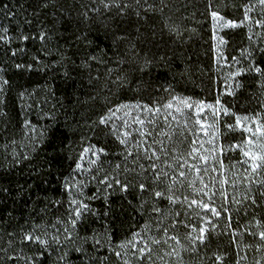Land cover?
Listing matches in <instances>:
<instances>
[{"label":"snow or ice","instance_id":"6c2138e0","mask_svg":"<svg viewBox=\"0 0 264 264\" xmlns=\"http://www.w3.org/2000/svg\"><path fill=\"white\" fill-rule=\"evenodd\" d=\"M50 5L57 6L55 0H41L40 7L47 8ZM58 7V19L64 21L65 31L75 29L70 37L74 41L90 43L94 31L103 29L105 35H108L112 29L119 26L117 21H131L133 16L139 25L135 28V39L130 38L127 33H113L117 47L110 64L114 66L105 65L103 75L98 68L95 74L90 71L96 65H104V58L95 53H86L82 61L73 60L71 68L64 65L63 61L46 63L41 55L34 54L29 57L27 48L30 40H38L44 46L40 49L43 55H52L50 51L44 50L47 41L51 39V33L42 22V17L39 20L33 19L39 17V11L34 9L33 18H29L20 0L14 4L0 3V15L8 21L5 24L0 20V50L6 56L4 64L0 65V117L8 116L2 106L7 103V89L12 84V76L24 77L61 66L64 68L65 77H68L77 68L89 69L88 84L91 91L86 99H78V102L88 105L90 110H99L98 119L90 120L89 127L97 136H106L109 132L115 134L120 150L114 155L121 159L114 165L109 163L112 171H108L100 163L101 155H109L108 150L89 143L78 154L70 177L63 180L62 188L63 194L67 196L66 200L62 198L63 194H60L61 198L46 197L43 207H32L28 218H25L23 211L18 213L15 209H7L0 214V264H48L49 261L51 264H74L73 254L81 260V264H106L109 255H115L122 264H131L129 253L141 264H156L157 261L159 264H186L183 256L185 252L190 257H199L203 248L204 255L208 254L212 235L221 228L219 221L222 212L227 213L224 229H230V232L224 234L230 236L234 246L237 257L235 264L248 260L246 253L249 250L260 254L258 257L253 256L249 264H264V216L260 215V211L264 210V112L239 115L233 106L222 104L219 98L214 103H206L193 101L191 97L172 96L171 100L159 107L151 105L156 93L161 90L169 91L158 86L154 69L161 66L170 67L175 63L179 51L176 47H171V40L178 39L182 42L183 33L189 31L186 26L182 29L175 23L163 25L159 32L155 27L149 31H141L144 25L140 22H147L150 19L149 13L159 11L161 15L164 14L165 9L169 8L167 0H90L89 4L81 3L79 8L75 5ZM223 7L224 11L221 10L220 3L214 0H205L202 5L201 15L211 18L213 40H217L221 46H227L233 37L225 30L230 32L246 27L249 41L247 48L241 49L246 60L245 66L229 72L233 84L229 85L232 90L227 94L236 96L237 92L245 88L242 78L250 74L255 78L254 83L259 92L257 103L264 108V31L253 30H264V0H242L239 7L234 0L231 4L223 0ZM229 7L241 11L242 19L229 17L226 14ZM257 9L259 12L254 17L252 13ZM21 15L22 21L18 20ZM34 22L39 25L38 33L27 32L21 27V24L30 26ZM165 28L169 40L164 39ZM218 31L224 34L217 35ZM157 36L160 38L157 39ZM121 41L124 42L123 45ZM215 50L217 63L221 59L228 61L226 47H218ZM257 52L260 53L259 60L256 57ZM60 55L68 59L63 53ZM231 60L235 64L241 62L235 55H232ZM229 67L231 68V65ZM10 71L12 76L8 75ZM129 91L147 96L148 102L115 104L111 99ZM20 96L23 98L24 92H21ZM156 102L160 104L159 100ZM162 109L165 110L164 127L169 130L157 132L156 128L160 127L158 121L151 117L146 120L139 112L142 110L154 115ZM122 110L124 117L131 118L133 125L140 126L139 129L133 128V131H138L139 139L131 140L132 131L127 130L130 127L128 119H123L124 131L113 122V117L121 119L117 113ZM133 112L137 115L133 116ZM173 122L175 127H172ZM146 123L152 127L145 128ZM23 127L27 139L32 140V134H36L32 143V150L35 151L36 145L42 144L46 138L47 129L37 132L30 120H25ZM237 130L241 133L239 139L230 135ZM188 132L193 136L202 133L203 138L198 146L197 141L192 140L189 149H182L181 142L173 138L177 135L184 137ZM58 138L59 150H73L72 144L68 143L63 133H60ZM11 145V150L8 144L4 146L5 159L8 160L6 171H11L12 167L18 166L21 161L30 159L29 153H18L15 150V140L11 141ZM225 145L228 151L239 150L243 157L237 159L242 173L239 177L234 174L231 182L233 195L230 201L225 190L229 179L226 175H221L227 171L222 159ZM89 153L95 159H89V167L85 169L80 161ZM76 173L84 179L78 180ZM237 179L241 185L239 190ZM92 182H96V193L88 196L85 189ZM133 191L139 197L137 204L128 199ZM101 192L105 204L103 211L93 208L88 202L100 198ZM113 193L122 194L123 199H128L129 206L141 215H147L152 221L145 223L140 231L132 233L131 239L115 246L109 231L114 219L113 201L109 199ZM0 196L7 202L8 198L13 196L11 187L0 183ZM164 202L167 204L162 207ZM229 203L237 206L238 215L248 217L247 223L243 225L244 232L240 235L246 234L252 238V242L243 244L246 250L244 255H241L239 250L243 242L237 239L241 224L236 221L235 227L233 226ZM123 210L121 205V212ZM33 214L38 216L39 220L35 219ZM18 216L21 219L18 220ZM181 216L183 219H180ZM169 218H172L171 223H166ZM193 219L197 220L198 226L188 223ZM101 221L102 231H97L93 225ZM181 226L188 229L183 233L188 241L187 245L181 239ZM221 231L223 232V229ZM89 243L91 247L87 246ZM153 246H162V253L154 252ZM105 247L108 249L107 254ZM25 248L28 253H25ZM229 255L227 252L215 251L209 259L212 264H228ZM187 264H191V260Z\"/></svg>","mask_w":264,"mask_h":264},{"label":"trees","instance_id":"16d2710c","mask_svg":"<svg viewBox=\"0 0 264 264\" xmlns=\"http://www.w3.org/2000/svg\"><path fill=\"white\" fill-rule=\"evenodd\" d=\"M16 2L17 0H0V3L14 4ZM20 2L24 4L29 18H33L32 12L34 9L38 10L39 17L33 19L39 20L42 17V22L51 33V39L47 41L44 50L50 51L52 55L44 56L40 51L44 46L38 40L35 42L30 40L27 44L29 57L34 54L41 55L46 63L51 62L55 64L57 61H63L64 65L71 68L73 66V60L82 61L86 53H95L97 56L104 58V65L94 66L90 70L93 74H95L98 68L103 75L105 65L114 66L110 64L112 54L116 51L117 47L113 39V33L118 35H125L127 33L130 38L135 39V28L139 26L134 16L131 21L124 23L117 21L119 26L112 29L108 35H105L103 29L98 32L94 31L90 37L91 42L85 44L83 41L70 39L75 29L65 31L64 21L58 19L60 12L58 6L63 5L69 7L75 5L79 8L81 3L89 4L90 0H55V5L57 6L50 5L47 8L40 7L41 0H20ZM204 2L205 0H167L169 8L165 9L163 15L159 11L149 13L148 16L150 19L147 22H140L144 25L141 31H149L155 27L159 32L163 25L172 23L179 24L182 29L186 26L189 30L183 33L182 42L178 39L171 40V47H176L179 51L175 63L170 67L161 66L154 69V77L158 82V86L161 89L167 88L169 91L165 92L161 90L159 93H156L155 99L151 100V105L153 107H159L161 104L171 100L172 96L191 97L193 101H204L206 103H214L219 98L222 104L233 106L234 111L239 115H252L254 112H264V108H261L257 103L256 98L259 97V92L254 83L255 78L250 74L242 78L245 81V88L237 92L236 96H229L227 94L228 91L232 90L229 85L233 84V81L229 78V72L235 71L237 67H244L246 64L241 49H246L249 45L247 28H238L230 32L229 30H225V32H228L233 37L232 42L227 46L219 45L218 41L212 38L213 28L210 16L201 15ZM214 2L220 3L221 10L224 11L223 0H214ZM227 2L231 4L233 0H227ZM234 2L239 7L242 0H234ZM186 4L187 7H185ZM257 10L252 13L254 17L256 16ZM226 14L234 19H242V12L233 10L231 7L226 10ZM183 17L187 18L185 19ZM22 19L23 15L18 17V20L22 21ZM0 20H3L5 24L8 23L2 15H0ZM21 27L31 33H38L40 30L39 25L35 22L30 26L21 24ZM253 30L254 32L264 31L257 28ZM164 33V39L169 40L170 37L167 34L166 28L164 29ZM223 34L219 31L217 32V35ZM159 38L157 36V39ZM120 43L123 45L124 42L121 41ZM218 47H226L227 51L225 54L229 57L228 61L221 59L217 63V51L215 49ZM60 53H63L68 59H64ZM232 55H235L241 61L240 64H235L231 60ZM256 57L259 60V52L256 53ZM5 59V54L0 50V65L4 64ZM8 64L11 67L10 60ZM229 65H231V68ZM88 72L89 69L77 68L70 76L65 77L64 68L58 66L56 69L32 73L24 77L12 76L11 71L8 73L9 76H12V84L7 89V103L2 106L8 112V116L6 118L0 117V183L11 187L13 196L9 197L7 202H4L3 197L0 196V214H3L7 209H15L18 213L23 211L25 218H28V213L32 207H36L37 209L43 207L46 197L51 198L56 196L57 198H61L60 194H63V180L70 177V174L75 168V163L78 160V154L89 143L97 144L108 150L109 155L107 157L101 155L100 163L104 169L112 171L109 163L114 165L120 161L121 157L114 155L115 152L120 150L115 134L109 132L106 136H97L89 127L90 120L98 119L99 110H90L88 105L78 102V99H86L91 91V86L88 84ZM21 92H24L23 98L20 96ZM111 99L115 101V104L132 105L148 102L147 96L136 93L135 91L125 92ZM157 100L160 101V104H157ZM115 104L113 107H115ZM139 114L146 120L150 117L156 119L160 125V127L156 128L157 132L169 130L164 127V109L154 115L145 113L142 110ZM132 115L135 116L137 113L133 112ZM117 116L121 117V119L113 117V122L120 130H125L122 126L123 119H128L130 127L127 130L132 131L131 140L139 139L138 131H133V128L139 129L140 126L133 125L131 118L124 117L123 110L117 113ZM49 117H54V119H50ZM25 120H30L32 125L37 129V132L42 129H47L46 138L42 144L36 145L35 151L32 150V143L36 139V134H32V140L26 138V130L23 127ZM169 122H171V117H169ZM149 127L152 126L146 123L145 128ZM172 127H175L174 122L172 123ZM60 133L64 134L69 144H72V151H69L67 148L63 151L58 149L57 145L60 142L58 138ZM230 135H234L237 139L241 137L239 130ZM201 138H203L202 133L199 136H193L191 132H188L184 137L177 135L173 139L181 142L182 149H189L192 140H196L198 146ZM148 139L150 141L151 137ZM13 140L16 141L15 150L18 153H29L30 159L21 161L18 166L12 167L11 171H6L8 160L5 159L4 146L8 144L9 150H11V141ZM89 159H95V157L89 153L85 155L83 161H80L85 169L89 167ZM222 159L224 160V166L227 171L222 172L221 175H226L229 179V184L225 186V190L230 201L233 195L231 182L234 174L239 177L242 173L241 165L237 163V159H243V157L239 150L228 151L227 145H225V154ZM44 165H48V167ZM93 171H95V166H93ZM102 175L103 172H101ZM76 178L78 180L84 179L79 173H76ZM236 183L237 189H241L239 179H237ZM96 189V182H92L85 189V193L88 196H92L96 193ZM99 195L100 198L88 202L93 208H98L103 211L105 207L103 192ZM38 196L39 199H37ZM62 198L66 200V194H63ZM239 198L238 195L237 199ZM109 199L113 201L114 208V219L109 228L113 238V246L131 239L132 233L140 231L145 223H152L147 215H141L133 207L129 206L128 199H131L134 204L139 203V197L135 191L128 196V199H123L122 194L117 193H113ZM166 204L167 202H164L161 206L165 207ZM121 205H123L124 209L122 212ZM228 207H230L233 216V226L235 227L236 221H239L241 224L237 232V239L243 242L239 250L241 255H244L246 250L243 244L252 242V238L246 234L243 236L240 235V233L244 232L243 225L247 223L248 217L242 214L238 215L236 205L229 203ZM260 215L264 216V210L260 211ZM33 217L39 220V217L35 214H33ZM226 217L227 213L222 212L219 221L221 228H218L213 233L208 254L206 256L204 255L203 248H201V256L199 257H190L185 252L183 256L186 264L189 260H191V264H201V260H203V264H212V260L209 257L215 251L229 253L228 264H235L237 257L234 246L231 243L230 236L224 234L230 232V229H224V225L227 223ZM17 219L19 220L21 217L18 216ZM180 219H183V216ZM171 220L172 218H169L166 223H171ZM40 222L42 223L43 221ZM188 223L197 224V220H189ZM102 226L103 221L93 225L97 231H102ZM221 229H223V232ZM185 231H188V229L181 226V239L187 245L188 241L183 236ZM80 242L77 241V243ZM87 246L91 247V243ZM153 247L154 252L162 253V246ZM107 252L108 249L105 247V254ZM25 253H28L27 248H25ZM246 254L248 260H242L241 264H249L253 256L258 257L260 255L250 250ZM128 258L131 264H141L140 261L135 260L131 256V253H129ZM153 260H156L155 255L153 256ZM73 261L74 264H81V260L77 259L75 254H73ZM48 264H51V261ZM106 264H122V261L115 257V255H109ZM156 264H159V261Z\"/></svg>","mask_w":264,"mask_h":264},{"label":"rangeland","instance_id":"374dc122","mask_svg":"<svg viewBox=\"0 0 264 264\" xmlns=\"http://www.w3.org/2000/svg\"><path fill=\"white\" fill-rule=\"evenodd\" d=\"M259 12V10H257V13ZM257 13L255 14V15H257ZM253 127H255L254 125H253Z\"/></svg>","mask_w":264,"mask_h":264}]
</instances>
